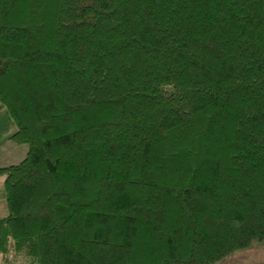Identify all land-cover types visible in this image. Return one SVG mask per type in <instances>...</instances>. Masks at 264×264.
I'll return each instance as SVG.
<instances>
[{"label": "trees", "instance_id": "obj_1", "mask_svg": "<svg viewBox=\"0 0 264 264\" xmlns=\"http://www.w3.org/2000/svg\"><path fill=\"white\" fill-rule=\"evenodd\" d=\"M3 264H212L264 245V0H0Z\"/></svg>", "mask_w": 264, "mask_h": 264}, {"label": "rangeland", "instance_id": "obj_2", "mask_svg": "<svg viewBox=\"0 0 264 264\" xmlns=\"http://www.w3.org/2000/svg\"><path fill=\"white\" fill-rule=\"evenodd\" d=\"M4 109L7 110L5 107ZM25 150L26 148L22 144L13 142H8L5 145L0 144V164L8 165L19 162L24 157ZM0 264H3L1 260ZM212 264H264V245H256Z\"/></svg>", "mask_w": 264, "mask_h": 264}, {"label": "crops", "instance_id": "obj_3", "mask_svg": "<svg viewBox=\"0 0 264 264\" xmlns=\"http://www.w3.org/2000/svg\"><path fill=\"white\" fill-rule=\"evenodd\" d=\"M16 130L15 123L11 119L7 110L0 104V144L11 142L9 137ZM3 176H0V218L6 216L7 206L5 200V192L3 189Z\"/></svg>", "mask_w": 264, "mask_h": 264}]
</instances>
